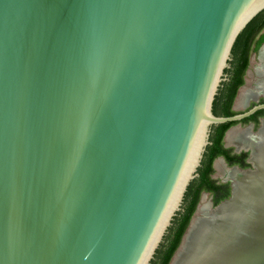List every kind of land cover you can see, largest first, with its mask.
Listing matches in <instances>:
<instances>
[{"label": "water", "instance_id": "1", "mask_svg": "<svg viewBox=\"0 0 264 264\" xmlns=\"http://www.w3.org/2000/svg\"><path fill=\"white\" fill-rule=\"evenodd\" d=\"M263 10L0 0V264H149L211 126L264 108L212 112L234 42Z\"/></svg>", "mask_w": 264, "mask_h": 264}, {"label": "bare ground", "instance_id": "2", "mask_svg": "<svg viewBox=\"0 0 264 264\" xmlns=\"http://www.w3.org/2000/svg\"><path fill=\"white\" fill-rule=\"evenodd\" d=\"M255 89L241 93L240 104L264 94V44L255 67ZM229 139L247 144V134L230 132ZM258 170L229 172L232 197L215 210L202 203L172 264H264V129L254 140Z\"/></svg>", "mask_w": 264, "mask_h": 264}, {"label": "flooded vegetation", "instance_id": "3", "mask_svg": "<svg viewBox=\"0 0 264 264\" xmlns=\"http://www.w3.org/2000/svg\"><path fill=\"white\" fill-rule=\"evenodd\" d=\"M263 37L264 24L252 32L238 52L236 63L231 59L233 64H229L227 70L224 71L223 81L216 95V104L222 113L228 114L227 117L244 114L256 106L264 105L262 94L248 98L242 105L240 104L241 93L247 89L245 88L246 77L249 76L252 59L256 60L258 48L262 43L257 48L256 46ZM253 74L257 82L255 70ZM224 124L227 126H222ZM224 124L211 126L209 144L201 160L200 172H197L199 180L193 187L188 204L183 203L181 206L180 213L184 214L186 208L191 207L193 201H196L191 218L202 203H208L210 210H214L219 204L232 197L233 180L229 177L230 171L242 175L244 173L254 174L258 170V162L254 156L256 147L254 140L264 129V108L256 110L246 118ZM230 132L247 134L249 142L240 145L237 141L230 140ZM169 242L170 239L166 241V244Z\"/></svg>", "mask_w": 264, "mask_h": 264}, {"label": "trees", "instance_id": "4", "mask_svg": "<svg viewBox=\"0 0 264 264\" xmlns=\"http://www.w3.org/2000/svg\"><path fill=\"white\" fill-rule=\"evenodd\" d=\"M264 24V10L259 13L256 17H254L248 25L244 28V30L238 35L236 38L234 45L231 50V59H233L234 63H236L238 59V52L241 50L242 46L246 43L252 32ZM264 37L258 42L256 48L263 42ZM228 62L229 64H233V61ZM234 66V65H233ZM227 69H225L226 71ZM217 97L215 96L213 106H212V112L215 116L220 117H227L228 114L222 113L217 104H216ZM224 127L227 126V124L222 125ZM197 172H200V167L198 168ZM198 174V173H197ZM202 176V175H201ZM197 177L190 182L189 186L187 187V191L183 198V203L188 204L189 198H191V193L193 190L194 185H196ZM182 203V204H183ZM196 201H193L191 207L186 208V211L184 214L180 213V211L176 214V216L173 218L171 222V226L168 228L167 233L165 234L163 241L159 245L158 249L155 252V255L151 262L149 264H168L171 260L172 255L174 254L176 248L178 247L180 240L185 232V229L187 228V225L189 223V220L191 218V215L194 211ZM171 232V233H168ZM170 239V242L166 244V241Z\"/></svg>", "mask_w": 264, "mask_h": 264}, {"label": "rangeland", "instance_id": "5", "mask_svg": "<svg viewBox=\"0 0 264 264\" xmlns=\"http://www.w3.org/2000/svg\"><path fill=\"white\" fill-rule=\"evenodd\" d=\"M256 65H257V60H253L252 59V63H251V66H250V68H249V76L248 77H246V84H245V88H247V89H254L253 87H255V83H256V76H255V74H253V70L255 69V67H256ZM264 97V96H263ZM205 200V199H204ZM196 213L197 212H195V214L193 215V217H195L196 216Z\"/></svg>", "mask_w": 264, "mask_h": 264}]
</instances>
